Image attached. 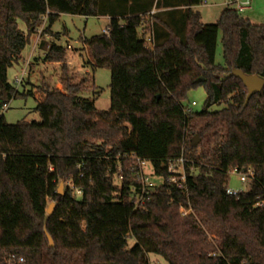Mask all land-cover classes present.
<instances>
[{
	"label": "trees",
	"instance_id": "obj_1",
	"mask_svg": "<svg viewBox=\"0 0 264 264\" xmlns=\"http://www.w3.org/2000/svg\"><path fill=\"white\" fill-rule=\"evenodd\" d=\"M201 4L0 0V112L35 96L18 91L8 70L45 16L39 47L60 63L62 85L38 86L39 119L9 123L0 113V264H151L150 254L169 264H264V87L245 105L246 87L231 75L264 78V25L234 7L204 23L194 9ZM61 13L110 18L108 33L83 39L93 59L85 63L111 71L109 110L97 109L95 84L94 98L82 95L87 79L76 80L62 33L51 29ZM220 31L224 64L216 63ZM197 86L207 91L204 107L187 111ZM181 158L187 193L167 182L168 165ZM140 161L164 178L143 207L132 201ZM235 167L254 177L231 195ZM182 205L194 213L182 215Z\"/></svg>",
	"mask_w": 264,
	"mask_h": 264
},
{
	"label": "rangeland",
	"instance_id": "obj_2",
	"mask_svg": "<svg viewBox=\"0 0 264 264\" xmlns=\"http://www.w3.org/2000/svg\"><path fill=\"white\" fill-rule=\"evenodd\" d=\"M227 0H209L208 3L199 5L198 10L201 13V19L204 23H216L226 6ZM247 4L245 10L240 11L242 17L249 19L252 23L264 25V0H238V3L231 4V7L237 8L239 4ZM110 19L106 16L101 17H85L82 15H73L68 13H61L51 29L54 33H62L61 39L58 40L62 45L67 47V44L72 46L67 49L68 62L73 74L76 76L77 81L86 78L85 90L82 95L94 98L93 86L97 87L100 91L99 95L95 98V104L98 110L106 111L111 107V71L106 67H95L87 65L85 61L89 60L91 55H88L86 48L83 44V39L104 33V30L109 26ZM20 28L25 30V23L19 21ZM65 32V34H63ZM39 33L33 35L22 53V59L19 63L14 64L8 70V78L13 83L21 66L26 67L24 75V83L16 87L20 92L34 90L37 97L42 94L38 90V86L43 83V79L51 86L62 88L59 81L60 63L45 61V51L41 48H34L35 39L38 43L40 41ZM51 39L50 37L45 36ZM223 33L220 31L218 38V46L216 52V63L224 64L223 56ZM90 50V49H89ZM91 53V51H90ZM90 56V57H89ZM34 63V64H32ZM207 98V91L204 86H197L188 91L187 98L184 100L185 105L191 104L195 101L197 104L193 107L195 110H202ZM37 104L35 96L29 95L26 97H17L10 101L5 110L1 114L5 115L7 122L16 123L24 118L26 119H39V114L34 111ZM224 106L215 105L212 109H220ZM144 173L151 181L156 184H161L164 181L162 176L154 173L153 166L150 162L144 164ZM116 182L119 180L116 178ZM229 188L232 190H247L248 183H242L237 173L232 172L230 175ZM56 202L52 201L48 203ZM54 208V210H55ZM215 236L209 234V238L213 240ZM135 244V239H129V247ZM151 264H169L162 256L157 254L149 255Z\"/></svg>",
	"mask_w": 264,
	"mask_h": 264
},
{
	"label": "built area",
	"instance_id": "obj_3",
	"mask_svg": "<svg viewBox=\"0 0 264 264\" xmlns=\"http://www.w3.org/2000/svg\"><path fill=\"white\" fill-rule=\"evenodd\" d=\"M203 3H207V0H203ZM226 3L228 4H234V3H238V0H227ZM246 6L242 5L241 3L237 6V10L239 11H243L245 10ZM46 20H47V16L44 17V23L39 27L38 29V33L41 35L45 24H46ZM104 33H108V29L106 28L104 30ZM67 48L71 49L72 46L70 44H67ZM26 73V67L21 66L16 74V76L14 77L13 80V84L18 87L19 85L24 83V75ZM197 103L195 101H193L191 104H189L187 106V111H191L193 109V107L196 105ZM8 105H4L2 108V111L6 109ZM1 113V112H0ZM147 161H140V167H141V172H140V178H141V186L135 188L133 191L135 192L132 195V201L134 202L135 206L137 207H143L145 205V202L149 199V196H147L149 194V192L151 190H153L158 184L154 183L153 181H151L148 177H146L145 173H144V164ZM237 173L239 175V179L242 183H248V181L250 179H252L254 177V171L252 169H248L247 171L244 170H240L238 168H233L231 170V173ZM167 182L174 185L177 189H179L180 191L187 193L188 192V185H187V174H186V170H185V161L183 158L175 161V162H171L168 165L167 168ZM241 191H245V190H232L228 187L227 189V193L231 194V195H236ZM79 193H81V191H78ZM258 205H263V203H258ZM180 212L182 213V215H191L194 213V211L192 210L191 207H185V206H180ZM22 260V259H21Z\"/></svg>",
	"mask_w": 264,
	"mask_h": 264
},
{
	"label": "water",
	"instance_id": "obj_4",
	"mask_svg": "<svg viewBox=\"0 0 264 264\" xmlns=\"http://www.w3.org/2000/svg\"><path fill=\"white\" fill-rule=\"evenodd\" d=\"M231 75H234L240 78L244 86L246 87L247 96L245 100V105L248 104L250 98L254 94L260 92L264 87V78L260 77L259 75L246 74L241 69H234L231 72ZM199 80H203V78H200ZM198 142H199V137H195L193 140V145H197ZM59 193L60 194L64 193V182L63 181L60 183ZM54 208H55V203H51L47 209L48 214H52L54 212ZM49 240H50V244L53 245L54 241L50 236H49Z\"/></svg>",
	"mask_w": 264,
	"mask_h": 264
},
{
	"label": "crops",
	"instance_id": "obj_5",
	"mask_svg": "<svg viewBox=\"0 0 264 264\" xmlns=\"http://www.w3.org/2000/svg\"><path fill=\"white\" fill-rule=\"evenodd\" d=\"M208 1H209V0H207V3H208ZM243 5L247 7V4H243ZM226 6H227V7H231V4L226 3ZM198 7H199V6H196V7H194V9H195V10H198ZM245 9H246V8H245ZM198 11H199V10H198ZM108 18H109V17H108ZM109 19H110V18H109ZM202 22H203V21H202ZM46 36L50 37L49 34H46ZM39 38H40V35H39ZM47 39H49V38H47ZM84 47L86 48V51L88 52V55H91V57L89 56V57H90L89 60L93 61V59H92V53H90L89 47H88V46H85V45H84ZM34 48H40V47H39V42L37 43V42H36V39H35ZM41 50H42V49H41ZM32 64H34V63H32ZM34 93H35V92H34ZM35 97H36V98H40V97H37L36 94H35Z\"/></svg>",
	"mask_w": 264,
	"mask_h": 264
}]
</instances>
